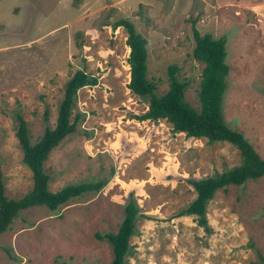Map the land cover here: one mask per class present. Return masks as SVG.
<instances>
[{"label": "rangeland", "instance_id": "1", "mask_svg": "<svg viewBox=\"0 0 264 264\" xmlns=\"http://www.w3.org/2000/svg\"><path fill=\"white\" fill-rule=\"evenodd\" d=\"M147 41V77L168 89L167 67L188 81L198 108L203 63L192 56V20L200 33L226 38L229 66L225 123L264 158V0H0V167L5 194L32 188L16 136L18 115L35 143L53 128L67 81L77 70L97 78L77 89L75 130L44 161L48 189L106 179L49 210L20 211L0 235V264H109L111 244L131 196L138 208L124 264H264V175L218 189L206 205L209 231L182 212L195 198L189 180L241 163L226 141L175 133L171 124L138 120L147 98L127 88L129 47L118 19ZM46 114V118H45Z\"/></svg>", "mask_w": 264, "mask_h": 264}, {"label": "trees", "instance_id": "2", "mask_svg": "<svg viewBox=\"0 0 264 264\" xmlns=\"http://www.w3.org/2000/svg\"><path fill=\"white\" fill-rule=\"evenodd\" d=\"M119 26L126 31L125 43L129 47L127 88L132 93L148 100L147 110L143 114H134L133 117L152 122L163 119L171 124V129L175 133L183 132L187 137H204L210 143L226 141L233 144L240 152L241 163L239 165L213 175L189 180L196 195L182 212L194 214L198 225L209 231L205 212L206 205L214 193L228 185H240L247 179H257L264 175V158L260 157L240 131L229 127L223 118L221 104L229 72V66L225 61L226 38L224 36L214 38L210 33H200L195 26V20H192L194 41L192 56L204 65L197 92L199 107L196 109L185 99L188 81L179 78V68L175 64L167 67L168 89L160 95L155 93V83L147 77L146 39L126 18L118 19L112 24L113 28ZM96 81L95 76L81 69L74 73L65 85L64 95L58 105L55 126L53 128L46 126L35 143L29 141L25 121L21 115H18L19 125L16 129V136L23 151L22 161L31 171L33 184L31 190L20 198L8 197L5 194L0 167V235L9 228L12 221L24 209L43 205L54 211L68 200L89 191L97 192L105 185L107 180L104 178L96 181L68 183L57 191H50L48 189L49 177L44 170V161L51 149L63 137L75 130L77 119L80 116L71 119V108L77 89L85 85H94ZM137 214L136 203L129 196L117 231L95 234L98 239H105L111 244L113 257L109 264H124ZM261 259L264 261V256H261Z\"/></svg>", "mask_w": 264, "mask_h": 264}]
</instances>
